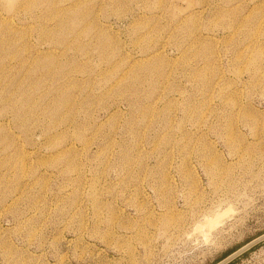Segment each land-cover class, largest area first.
<instances>
[{
  "label": "rangeland",
  "instance_id": "374dc122",
  "mask_svg": "<svg viewBox=\"0 0 264 264\" xmlns=\"http://www.w3.org/2000/svg\"><path fill=\"white\" fill-rule=\"evenodd\" d=\"M261 234L264 0H0V264H215Z\"/></svg>",
  "mask_w": 264,
  "mask_h": 264
},
{
  "label": "water",
  "instance_id": "95a60500",
  "mask_svg": "<svg viewBox=\"0 0 264 264\" xmlns=\"http://www.w3.org/2000/svg\"><path fill=\"white\" fill-rule=\"evenodd\" d=\"M261 241H264V235L260 236L259 238H256L255 240L251 241L250 243L246 244L245 246H243L242 248H240L239 250H237L236 252H234L233 254H231L230 256H228L227 258H225L224 260H222L218 264H228L229 262H231L232 260H234L235 258L240 256L244 252L248 251L250 248H252L256 244L260 243Z\"/></svg>",
  "mask_w": 264,
  "mask_h": 264
},
{
  "label": "trees",
  "instance_id": "16d2710c",
  "mask_svg": "<svg viewBox=\"0 0 264 264\" xmlns=\"http://www.w3.org/2000/svg\"><path fill=\"white\" fill-rule=\"evenodd\" d=\"M262 235V234H261ZM253 239H251V240H249V241H247L245 244H243V245H241V246H239V247H236L235 249H233V250H230L228 253H226L225 255H223L215 264H217V263H219L220 261H222L223 259H225V258H227L228 256H230L232 253H234L235 251H237L238 249H240L241 247H243L244 245H246L247 243H249L250 241H252ZM257 247V246H256ZM252 249H254V248H252ZM247 253L248 252H246V253H244V254H242V256L243 255H247ZM235 261H233V262H230L229 264H233Z\"/></svg>",
  "mask_w": 264,
  "mask_h": 264
}]
</instances>
